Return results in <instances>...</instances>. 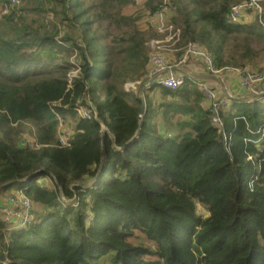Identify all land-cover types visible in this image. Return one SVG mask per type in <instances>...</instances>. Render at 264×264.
I'll use <instances>...</instances> for the list:
<instances>
[{"label": "trees", "instance_id": "16d2710c", "mask_svg": "<svg viewBox=\"0 0 264 264\" xmlns=\"http://www.w3.org/2000/svg\"><path fill=\"white\" fill-rule=\"evenodd\" d=\"M17 1L0 20V76L50 69L0 79V194L17 187L36 207L22 228L0 218V264H264V107L220 108L218 129L186 80L174 91L140 89L141 117L125 86L150 70L147 43L162 36L140 22L163 0L131 16L120 13L131 0ZM242 1L170 0L177 59L193 44L217 70L256 67L264 27L227 20ZM78 106L96 117L80 118ZM66 116L73 131L63 146ZM24 123L34 147L15 138Z\"/></svg>", "mask_w": 264, "mask_h": 264}, {"label": "built area", "instance_id": "2783aa9c", "mask_svg": "<svg viewBox=\"0 0 264 264\" xmlns=\"http://www.w3.org/2000/svg\"><path fill=\"white\" fill-rule=\"evenodd\" d=\"M147 0H133L134 4L142 7ZM17 0H8L7 4L0 3V20L3 16L9 15L13 7L17 4ZM170 0H163L162 8L160 11H156L149 15L147 18V25L162 36L161 39H152L147 43L149 49V65L150 70L144 76V81L141 83L127 84L125 90L135 91L137 87L150 88L153 86H160L165 89L174 91L180 89L186 80L193 82L204 93L207 102L209 104V110L213 113V125L214 127L221 129L222 123L219 119L218 110L220 108L228 107L230 101L237 103L247 102L250 103L253 98L264 97V66L257 68L245 67L242 69H233L237 72L236 79L238 86L241 90L240 94H234L226 89L225 82L220 77L225 70L232 69H220L217 70L214 61L210 55H208L203 49L198 48L193 44H188L185 48L184 54L180 59L175 60L172 64L167 62L165 57L160 53L166 48L172 52H178L180 49L176 48V44L180 41L181 30L176 28L170 18ZM253 16V19L257 24L264 27V0H243L239 4L233 5L228 14L227 20L230 26H241L248 16ZM171 17V16H170ZM50 21H53L52 16H48ZM192 60H199L205 65V74L213 77L214 80L219 82V88L223 91L221 95H216L212 88L207 84L196 81L184 74L181 70L188 66V63ZM76 71L73 72L75 74ZM225 80V79H224ZM217 82V84H218ZM246 93L247 96H243ZM80 118L90 120L95 116L92 112L82 106H78L76 109ZM69 134H65L60 138V143L66 146L69 141ZM18 196L10 199L9 211H15V218H4L2 220L10 227H24L32 221V211L34 205L25 197L22 192H18Z\"/></svg>", "mask_w": 264, "mask_h": 264}, {"label": "rangeland", "instance_id": "374dc122", "mask_svg": "<svg viewBox=\"0 0 264 264\" xmlns=\"http://www.w3.org/2000/svg\"><path fill=\"white\" fill-rule=\"evenodd\" d=\"M189 2V0H183V3L184 4H187ZM139 12H144V5L142 7L140 6H137L134 4L133 0H131V3L124 6L123 8H121V15L123 16H131V15H134L136 13H139ZM173 13V12H172ZM171 16V13L169 14V18ZM147 18L148 16L144 17L142 20H141V25L148 28V25H145L147 24L146 21H147ZM255 20L253 19V16H248L245 20V22L242 24V25H246L247 27H250V28H254L256 27V24H255ZM102 26L103 27H108V32L110 33H114L116 31V27L114 25L112 26H109L108 25V21H105L104 23H102ZM3 24L0 23V35H3L4 34V29H3ZM252 47L255 48V50L259 53V56L257 57L256 59V63L258 64L256 67H252L253 69L254 68H257V67H260V66H264V51H263V45L260 44L259 42H254L252 44ZM162 55L165 57V59L168 61L167 59V55L170 59H173L174 56L173 54L174 53H177V52H172L170 50H167V48L162 52ZM73 58V57H72ZM75 58H73L71 61H74ZM205 66V65H204ZM50 69L49 65L48 64H39V65H23V66H20V67H17L16 69V76H12L8 73H2V75L0 76V79H4V80H11V81H15L16 83H19L21 81H23L24 78H26L28 75L30 74H36V73H39V74H42V76H46V73L48 72V70ZM237 72L233 71V69H228V70H225L222 74H220V77L222 78V80L225 82V85H226V89L229 91V92H232L231 89H230V85L228 83L227 80H224L226 76H229L231 74H233L234 76H236ZM217 80H210V81H205L204 83L207 84L209 87H211L213 89V91L216 93V95H221L223 93V91L221 90V88H219V82L217 84ZM143 87H141L142 89ZM139 90V87L136 88V90L134 91L135 93H137V91ZM157 91L159 89H156ZM233 93V92H232ZM235 94V93H234ZM141 97H142V94L140 92L139 94ZM233 103H236L234 101H230V105L233 104ZM257 103L264 107V97L257 100ZM79 116V115H78ZM64 121V122H63ZM59 122H60V125H59V129L61 131V133L63 134L62 136H64L65 134H69L71 135L72 134V127H73V122H72V119L69 117V116H66V117H63V118H60L59 119ZM18 135L15 136V138H18L17 140L20 141V143L22 145H30L32 147H34L33 145V140H34V137H33V129H32V125L29 124V123H24L22 124L19 128H18ZM0 137H1V134H0ZM43 183H46V181H43L41 180ZM40 182V181H39ZM18 188L17 187H11L9 190H7L6 192H3L0 194V218L2 219V217L4 218H7V219H10L11 217L12 218H15V216H17V214H15L16 212L15 211H9L10 207L12 209V206L9 204V201L11 198L15 197V196H18L20 194H18ZM36 207L34 206V209ZM202 211V210H200ZM15 214V216L13 217V215ZM146 259L144 256H139L138 259H137V264H144L146 262ZM107 260V259H105ZM103 264H107L106 261H103L102 262ZM109 264V262H108Z\"/></svg>", "mask_w": 264, "mask_h": 264}, {"label": "crops", "instance_id": "0c3cea01", "mask_svg": "<svg viewBox=\"0 0 264 264\" xmlns=\"http://www.w3.org/2000/svg\"><path fill=\"white\" fill-rule=\"evenodd\" d=\"M143 27V26H142ZM174 58L170 59L167 55V59L170 64H172L175 60H177V53L173 54ZM184 74H186V76L194 79V80H199L201 82H207L210 80H214L213 77H210L208 75L205 74V66L204 64L199 61V60H192L188 63V66L186 68H183V70H181ZM225 80L228 81L229 85H230V89L233 93L235 94H240L241 90L238 86L237 83V79L236 77L231 74L229 76L225 77Z\"/></svg>", "mask_w": 264, "mask_h": 264}, {"label": "water", "instance_id": "95a60500", "mask_svg": "<svg viewBox=\"0 0 264 264\" xmlns=\"http://www.w3.org/2000/svg\"><path fill=\"white\" fill-rule=\"evenodd\" d=\"M140 89H141V87L139 88V90L136 93V98L141 101V112H140V114H141V117H142V116H144L145 111H146V103H145L144 99L139 95L140 94ZM243 96H247V94L244 93ZM260 98H262V97L253 98V101L258 100Z\"/></svg>", "mask_w": 264, "mask_h": 264}]
</instances>
